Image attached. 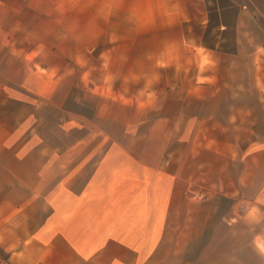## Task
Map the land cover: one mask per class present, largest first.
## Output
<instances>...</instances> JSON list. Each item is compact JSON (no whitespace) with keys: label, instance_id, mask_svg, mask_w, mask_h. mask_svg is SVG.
<instances>
[{"label":"crops","instance_id":"0c3cea01","mask_svg":"<svg viewBox=\"0 0 264 264\" xmlns=\"http://www.w3.org/2000/svg\"><path fill=\"white\" fill-rule=\"evenodd\" d=\"M226 40H234L235 53L222 51ZM196 47L208 55L234 57L238 90L252 85L255 102H264V0H0V216L5 220L0 236L15 230L6 219L25 201L22 186L27 189L30 181L42 180V158L31 161V155L42 153L40 104L55 109L54 101L60 99L57 107L65 129L70 130L75 119L88 125L86 113L93 104L89 97L100 99L102 103L94 105L100 111L105 105L119 106L116 92L132 79L131 64L139 63L141 80L170 60L175 75L181 76L194 69L185 68L184 60L195 58ZM69 61L82 67L77 74L82 90L74 110ZM210 80L195 89L225 87L214 76ZM145 89L141 85L139 92ZM177 101L171 93L159 102L163 126L173 119L168 102ZM169 134L167 130L168 139L175 132ZM229 160L237 169L230 175V191L217 188L200 200L189 195L171 198L183 204L182 234L187 238L186 244L176 245L182 255L171 264H264L259 246L264 244V140L246 143L241 154L233 152ZM197 163L206 169L202 158ZM71 171L75 177V169ZM93 225L88 235L96 264H102V258L103 264H144L140 249L127 246L132 242L126 239L138 235L136 227L120 233V245L113 248L109 218L94 219ZM47 243L37 236L3 238L0 247L8 261L2 264H66L64 252L44 247ZM71 253L79 264V252Z\"/></svg>","mask_w":264,"mask_h":264},{"label":"rangeland","instance_id":"374dc122","mask_svg":"<svg viewBox=\"0 0 264 264\" xmlns=\"http://www.w3.org/2000/svg\"><path fill=\"white\" fill-rule=\"evenodd\" d=\"M193 50L195 58L184 60V66L194 69L184 70L181 76L175 75L171 60L158 70L153 67V76L148 63L150 77L142 80L136 73L139 63L131 64L132 79L116 92L119 106L105 105L100 111L101 107L94 108L102 103L100 99L89 97L93 104L86 113L88 125L75 119L70 130L65 129L57 107L60 99L54 101L55 109L40 104L42 153L31 155V161L42 158V180L30 181L27 189L22 186L25 201L6 219L15 230L1 234L0 241L37 236L51 242L44 247L64 252L66 264H78L72 251L79 252V264H96V258L90 257L94 242L88 230L93 229L94 219L106 217L113 248L120 245V233L136 227L138 235L127 238L132 243L126 245L140 249L144 264H171L179 259L182 253L175 247L187 240L182 234L183 204L171 198L197 194L205 198L217 188L230 191V175L237 169L230 166L229 155H240L246 143L264 140V102H255L252 85L238 90L236 59L218 52L208 55L197 47ZM81 68L74 61L67 66L72 110L77 109L76 98L82 90L77 81ZM213 76L225 84L222 90L195 89ZM141 85L146 87L142 94ZM116 86L120 88L122 80ZM171 93L179 101L168 102L167 113L173 119L163 126L159 102L168 100ZM167 130L170 136L175 132L169 139ZM199 157L206 161V169L198 165ZM73 169L75 177H71ZM133 219L137 221L132 223ZM6 261L7 252L0 247V263Z\"/></svg>","mask_w":264,"mask_h":264},{"label":"trees","instance_id":"16d2710c","mask_svg":"<svg viewBox=\"0 0 264 264\" xmlns=\"http://www.w3.org/2000/svg\"><path fill=\"white\" fill-rule=\"evenodd\" d=\"M234 40H226L224 42H222V51L223 52H232L235 53L236 48L233 45Z\"/></svg>","mask_w":264,"mask_h":264},{"label":"built area","instance_id":"2783aa9c","mask_svg":"<svg viewBox=\"0 0 264 264\" xmlns=\"http://www.w3.org/2000/svg\"><path fill=\"white\" fill-rule=\"evenodd\" d=\"M223 28H224V27H223ZM169 161H170V158H168V160H166V164H167V165L170 163ZM195 198H197V199L200 200L201 198H203V195H201V194H200V195L197 194Z\"/></svg>","mask_w":264,"mask_h":264},{"label":"bare ground","instance_id":"6f19581e","mask_svg":"<svg viewBox=\"0 0 264 264\" xmlns=\"http://www.w3.org/2000/svg\"><path fill=\"white\" fill-rule=\"evenodd\" d=\"M259 246H260L262 252H264V244L262 242H259Z\"/></svg>","mask_w":264,"mask_h":264}]
</instances>
